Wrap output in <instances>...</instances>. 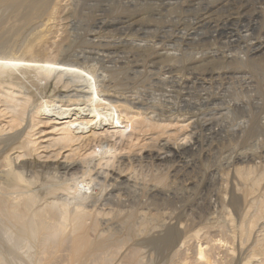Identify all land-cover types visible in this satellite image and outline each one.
Wrapping results in <instances>:
<instances>
[{
  "label": "rangeland",
  "instance_id": "1",
  "mask_svg": "<svg viewBox=\"0 0 264 264\" xmlns=\"http://www.w3.org/2000/svg\"><path fill=\"white\" fill-rule=\"evenodd\" d=\"M9 1L0 3V57L21 56L24 45L42 24L53 22V40L43 42V46L58 56L57 66L85 74L94 66L106 88L129 97L137 94L149 115L177 123V130H170L176 131L177 142L183 143L188 135L191 138L177 152L162 149L163 160L133 156L118 164L126 173L129 169L137 187L118 184L108 200L98 202L97 217L102 211L101 217L109 220L101 223L97 232L108 235L117 220L133 215L130 224L134 222V231L142 236L133 234L113 260L110 247H106L85 263L107 264L111 260L108 264H133L125 255L131 253V247H138L145 264H199L202 246L213 264H264V49L252 54L255 44L264 43V0H51L46 6L34 7L37 10L26 9L27 0L18 1L20 5L17 1L9 5L14 0ZM53 7H58L56 19L50 12ZM25 9L30 14L26 15ZM31 10L39 13L33 16ZM99 21L114 25L104 26ZM244 29L249 35H238ZM102 47L111 48V62L91 54L103 52ZM65 79L61 84L52 78L44 94L67 91V84L73 88V78ZM185 124L187 127L181 129L179 125ZM154 136L148 132L137 142H151L149 138ZM164 136L159 139L162 143ZM241 156L247 160L242 161ZM239 167H252L253 172L241 177ZM51 171L40 168L38 172L44 179ZM163 175L166 179L161 184L159 177ZM166 222L177 224L173 248L165 239L142 241ZM99 233L92 232L91 237ZM38 248L30 245L19 254L7 250L5 264H39ZM63 249L40 264H72L67 248Z\"/></svg>",
  "mask_w": 264,
  "mask_h": 264
},
{
  "label": "bare ground",
  "instance_id": "2",
  "mask_svg": "<svg viewBox=\"0 0 264 264\" xmlns=\"http://www.w3.org/2000/svg\"><path fill=\"white\" fill-rule=\"evenodd\" d=\"M1 1V4L6 2V0ZM15 1L20 0H14L10 2L11 4L8 3L15 5L17 3ZM50 1L27 0L26 9L37 8V6L41 8L43 5H48ZM56 4L59 7L60 3L56 1ZM17 5H20L19 2ZM58 7H53L50 11L55 19ZM26 9L27 15L29 12ZM34 10H31L33 16L34 12H37ZM40 12L42 11L40 10ZM32 15H30L31 20ZM28 18L26 16V19ZM31 20L28 19V22ZM45 22L33 36L31 35L32 39L24 45V53L20 50L23 53L21 56H15L13 53V55L6 54L0 57V264H5V251L19 254L23 248H29L30 245L39 247L41 256L38 261L41 260L40 263L45 259L50 261L63 248L68 249H66L68 253L65 254L70 258L71 263L75 264H84L92 257L98 256L99 251L106 247H110L111 253L108 252L111 258L110 256L109 258L113 260L120 253L123 245L127 244L133 234L137 233L133 229L135 227L132 226L134 222L130 224L132 222L130 218L133 215H127L122 220L120 218V221L117 220L113 230L108 235L104 232L103 234L97 232L98 226L101 223L106 224L109 220L106 216L101 217L102 211L100 218H98L99 216L96 214L99 211L98 202L108 200V194L110 195L113 190H117L118 184L134 186L137 182L133 180L132 175L128 174L129 169L126 173L120 169L118 164L132 160L133 156L142 159L148 157L154 160H163L165 156L161 152L162 149L167 148L177 152V149L183 147V143L190 142L191 138L188 139V135L183 138V140L185 139L183 143L177 142L176 131H170L172 128L177 130V123H172L173 121L170 120L166 121L162 116L149 115L145 109L147 107L136 97L137 94L135 97H129L128 95L124 96V93L122 95L121 91L120 95L112 89L106 88L104 80L96 74L97 69L94 66L90 67L89 70L87 69L86 74L85 71L81 73L77 69H71L72 67L57 66L59 64L58 56L50 54L43 46V42L53 40L51 33L54 23ZM99 23L104 24V26L105 24L114 25L113 22L108 21H99ZM9 33L11 32L9 31ZM238 35L248 36V29L242 30ZM93 41L97 42L98 40L94 39ZM98 43L101 45V42ZM253 47L252 54H259L263 52L264 43L255 44ZM110 49H104L103 52H91V54L97 59L110 60ZM41 54L44 55L43 60L35 59ZM166 59L170 61L169 58ZM172 60L174 62V59ZM77 68L79 69V66ZM67 74L68 76H66ZM117 74L118 76L121 75ZM52 78L56 79V83L61 84L65 78L68 81L73 78L72 81L75 84H72L73 88H69L71 85L67 84V91L58 93L55 91L51 95H46L43 91L46 90ZM123 78L126 79V77ZM242 78L246 79L245 76ZM246 82L248 83V81ZM31 87H35L36 90ZM142 95L144 96V93ZM159 99L157 101H160ZM179 126L181 129L187 127L186 124ZM148 132H153L156 135L149 138L151 142L146 140L143 143H138L137 141ZM161 136L165 137L163 143L159 140ZM137 145H139L138 150H135ZM241 158L242 161L247 160L246 156L244 158L241 156ZM33 168H39V170ZM40 168L53 170L51 171L53 173L46 176L43 174L46 178L41 179L38 172ZM237 172L241 177H246L251 175L253 169L252 167H248V169L239 167ZM262 176L264 177V175ZM165 179L164 175L159 177V183L163 184ZM140 185L142 184L140 183ZM136 187L134 186V188ZM95 192L98 193L95 194ZM133 212L131 214H134ZM58 216L61 219H57ZM135 230H137V226ZM92 232L99 234L92 238ZM137 234L138 236L141 235L139 232ZM162 239L167 240L170 245L172 244L173 248L177 241V224L173 225L171 222L160 224L159 228L152 230L149 238L142 241ZM131 248V253L126 254V258L132 259L133 264H145L143 254H141L143 252L138 250V247ZM199 253L201 256L198 258L200 259L198 260L199 264H213L210 257L206 255L205 248L200 246ZM60 254L62 255V253ZM105 257L103 256L104 259L108 258V256Z\"/></svg>",
  "mask_w": 264,
  "mask_h": 264
}]
</instances>
